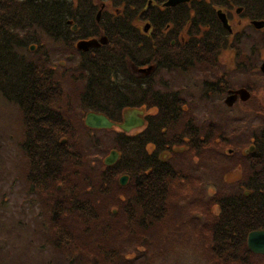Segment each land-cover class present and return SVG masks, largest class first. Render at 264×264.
Masks as SVG:
<instances>
[{
	"label": "trees",
	"instance_id": "16d2710c",
	"mask_svg": "<svg viewBox=\"0 0 264 264\" xmlns=\"http://www.w3.org/2000/svg\"><path fill=\"white\" fill-rule=\"evenodd\" d=\"M87 1L0 0V92L19 109L23 182L39 200L53 246L59 252L75 254L81 264H111L125 258L121 240L141 243L153 231L164 237L175 218L185 222L183 206L190 207L188 198L192 194L189 191L188 195L185 184L193 186L194 181L191 177L184 180L187 170L181 162L191 159L192 154L189 145L183 149L181 138L185 123L194 120L185 117L189 107L184 105L180 87H174L176 80L165 79L159 71L171 70L173 65L177 71L187 72L190 64L202 61L199 53L203 51H207L203 63L210 64L211 52L227 46L226 30L217 35L212 46L210 31L203 29L205 22L218 21L211 14L210 4L220 6L231 1L243 5L242 15L264 20V0H190L189 15L186 4L160 8L151 0H98L114 5L113 12L101 11L98 20L97 0L96 4ZM147 17L152 19L154 29L166 28L173 36L183 25L191 40L184 58L172 50L168 55L166 48L157 46L160 64L146 73L138 71L141 64H126L122 50L129 47L124 59L135 61L133 49L140 41L134 40L128 30L135 29L136 19ZM86 20L90 28L85 26ZM74 24L76 32L72 31ZM90 29L106 32L111 47L77 51L74 40L83 38L84 30ZM43 34L51 42L60 41L64 48L75 50L80 59L87 57L79 63L77 73H71V80L66 78L72 90L70 87L65 94L61 82L50 75L55 68L37 67L40 62L36 58L25 60L19 54L21 48L41 47ZM197 44L206 47L197 52ZM80 83L81 88H77ZM142 104L157 110L148 117L143 132L96 129L84 123L89 111L118 122L123 109ZM207 121V126H214ZM97 130L116 134L114 146L102 148L106 155L112 149L118 152L111 165L104 164L106 155L100 161L88 160L97 148L94 141L89 144ZM219 134L222 138L224 131ZM207 136L210 142L203 153L196 152L199 158H208L218 131L212 130ZM225 145L222 138L221 148ZM163 153L168 156L163 157ZM258 167L262 166L243 168L242 183L251 190L249 194H214L212 202L218 205V211L210 215L205 229L211 249L208 259L213 264H261L255 259L264 258L246 244L250 231L264 229V174ZM121 175L127 176L125 184L118 181ZM248 178L253 179L247 182Z\"/></svg>",
	"mask_w": 264,
	"mask_h": 264
},
{
	"label": "rangeland",
	"instance_id": "374dc122",
	"mask_svg": "<svg viewBox=\"0 0 264 264\" xmlns=\"http://www.w3.org/2000/svg\"><path fill=\"white\" fill-rule=\"evenodd\" d=\"M151 1L155 3L154 0ZM91 2L96 4V0ZM107 4L110 6L104 5L102 11L113 12L114 5L108 2ZM225 10L234 31L236 28L243 27L236 50L229 47L222 48L218 54V61L227 70V76L232 78L228 84L235 87L253 84L264 88V76L258 70L261 59L264 57V32L252 30L253 27L249 25L247 18H242L235 13L234 7L227 6ZM136 22L142 27L146 21L136 20ZM85 26L90 28L87 20ZM220 32L222 30L215 29L209 34L211 37H217ZM42 39L41 47L33 51L28 50L27 47L21 48L19 54L25 60L36 58L35 60L40 62L36 64L37 67L55 68V73L50 75L54 76V80L61 82L65 94L71 87V73H77L79 63L87 57L80 59V54L75 50L64 48L60 41L51 42L52 39L45 34L42 35ZM254 40L261 41L259 52H257L259 45L255 48ZM251 51L254 52L251 53ZM62 63L66 64L64 68L60 67ZM235 63L246 64V69L238 70ZM168 72L169 70H160L159 75L175 79V88L185 85L188 81H191L193 87L197 77L195 72L190 74L179 71L173 74ZM200 77L199 80L203 79L204 75ZM79 87L81 88V83L77 88ZM183 90L182 98L186 101V95L190 94V90L189 87ZM219 97L221 96L217 95V101L224 109ZM13 104L0 92V264H81L77 261L78 257L75 254L59 252L53 246L50 226L41 210L39 200L29 192L23 182L25 160L19 145L22 138V121L18 107ZM248 106L262 109V113L259 116L246 113L242 125L249 126L250 129L244 132L239 129L238 132L241 134L260 132L264 128V92L252 91ZM236 117L239 118L238 113L228 110L222 122L224 125L234 124ZM228 132L227 135L231 140L234 136L232 129ZM115 135L114 131L97 130L89 139V144L94 141L97 148L88 160L100 161L106 155L102 148L113 147ZM181 163L189 167L191 174L197 178L193 186H190L188 182L185 184L188 195L189 191L192 194L188 198L190 207L183 206V209L186 208L185 222L183 223L181 218H175L171 230L164 237L153 231L149 235L146 234V240L141 243L121 240V249L125 253V258H118L111 264H213L208 259V252L211 249L208 246L209 238L205 229L210 215L218 211V205L212 202L216 198L214 194L241 192L249 188L244 186L241 190L237 189V179L241 176V170L235 162V154L226 153V149L225 155H221L218 164H201L190 160H183ZM245 166H239L242 173ZM212 195L213 198L210 199ZM255 261L264 264L262 257L259 259L257 256Z\"/></svg>",
	"mask_w": 264,
	"mask_h": 264
},
{
	"label": "flooded vegetation",
	"instance_id": "af4514ba",
	"mask_svg": "<svg viewBox=\"0 0 264 264\" xmlns=\"http://www.w3.org/2000/svg\"><path fill=\"white\" fill-rule=\"evenodd\" d=\"M154 1H155L154 4H156L160 8L168 7L164 5L165 0H154ZM189 1L190 0H186L179 3V4H186L188 15L191 9L190 3H188ZM206 1L209 2L210 0H206ZM227 6L234 7L235 13H237L242 18H247V22L249 23V25L253 27L252 30H260V31L263 30L264 32V26L257 28L252 23L253 19L255 18H250L249 16L242 15L243 5H239L231 1L228 2L225 1L224 4L220 6L215 4H210L211 14H215V19L220 21V23L218 21L205 22L203 29L207 32L213 31L215 29L222 30L223 32H225L226 30L228 44L226 47L218 46L217 51L213 50L214 53L211 52L210 58H212V61L210 60V64L203 63V60L207 59V51H203L202 53L200 52L199 55L202 56V61L198 64H190L192 65V68L190 70H187V72L186 71L183 72L184 74H188V73L190 74V72H195L197 77L195 78L193 87L191 86V81L186 82L185 85H182V87H180L181 92L183 89H185V87H189L190 94L186 95V101L184 104L189 108L185 109L187 111L185 117L194 120V122L189 121L185 123L184 134L182 135L181 139L183 140L184 143V145L182 146L183 149L186 148V145H189L191 150L189 152H191L192 158L188 160L194 163L197 162L201 164H206V163L218 164L221 159V155H225V149H226V153L230 152V154H235V162L238 165V169L240 168L241 170V176L237 179V189L241 190V188L247 186L242 183L244 177H243L242 169L239 166H244V165L253 166V167L262 166V167H258V169L262 174H264V128L261 129L260 132L253 131L250 134H241L238 132L239 129H241L242 132L250 129L249 126L242 125V123L244 122L243 117L246 116L245 115L246 113H251V115H256V116L261 115L262 109L251 108L248 106V102L250 101V96L252 91L264 92V88L262 86H257L253 84L251 85L242 84L240 87H235L233 85L228 84V82L232 78H229V75L227 76V70H225V68H223L221 65L222 63L218 61L219 60L218 54L222 48L229 47L232 48L233 50H236L235 47L238 46V42L240 41V37L239 39H237V34L239 33L240 35L242 33L243 27L236 28L235 31L233 30V27L229 22L230 19L225 10ZM220 14L221 15L223 14L224 17L223 15L220 16ZM96 19L98 20L99 17ZM222 19H225L226 23L223 24ZM136 20H135V29L128 30V33L131 32L130 36H133L134 40L140 41L138 48L133 49L136 50V52H133V55L135 56H132L135 61L130 62L124 59V54L126 50L130 49L129 47L125 46L124 50H122V58L126 64H131L130 67L134 66V64H141L138 67V71H143L147 73V71H149L151 66L153 67L154 65L156 67V64H160V61L157 60L158 57L157 46H162L166 48L168 50V55L169 52L172 50L176 52L175 54H177L178 57H182V58L185 57L184 52L186 51L187 53L189 52L188 43L191 40V35L188 34L186 27L183 28V25L178 29L177 33L174 34L175 36H173V34L170 33V31H168L166 28L154 29L152 19H150L149 17H147V19H142L146 21L142 27L136 22ZM84 33L85 35L83 36V38H88V37L96 38V45L92 46L94 47L93 49L99 47L101 49H103V47H108V46L111 47L108 42L110 38H108L106 32L100 31L96 33L94 31H91L90 29L88 31H85ZM80 38L79 37L76 38L73 43L79 41ZM215 38L217 39L216 36L211 38L212 46L216 45L214 43L216 41ZM254 42L256 43L255 48L256 46L259 45L257 49V52H259L261 41L258 42L254 40ZM98 43L100 45H98ZM205 47L206 46L202 44L194 45V48L197 52L204 50ZM251 48H253V46ZM93 52L94 51H92V54H94ZM253 52L254 51H251V53ZM137 58L138 61H136ZM170 59L172 60V58ZM213 60H215V63L213 62ZM263 61H264V57L261 59V63L258 66V70L262 74V76H264V71L261 69V65ZM166 64L169 63L166 62ZM172 66L173 65H171V70H169L168 73L171 74L177 73L176 67H172ZM180 66L183 67V64H180ZM235 67L238 70H244L246 69V64L235 63ZM203 75L204 78L199 80V78H201L200 76ZM168 79L174 82V79L172 77L171 78L169 77ZM174 87L173 89H175ZM217 95L221 96L219 97L220 98L219 100H222L224 109H222L221 103L217 101L218 100ZM213 96H215V98ZM155 108L156 107H154L153 105L148 106L142 104L139 106H133L131 108L123 109L120 113V116L118 117L119 118L118 122L123 120L125 111L132 109L134 112V117H136L138 121H141V123L139 125L132 127L129 131H122V132L131 133V134L143 132L147 127L148 117L156 114L157 110H155ZM228 110L231 112L238 113L239 118L241 119L236 117L234 119V124L231 123V125H224V123L222 122V118L225 114H227ZM191 114L194 115V118H192L193 116ZM204 121L207 122L210 121L209 123L214 124V126L212 125L207 126L208 123L205 124ZM221 129L224 131V135H222V138L226 143L224 149L221 148L222 138L221 135L219 134ZM229 129H232V134H234L231 140H229V136L227 135L229 134L228 132ZM212 130L218 131L217 143L215 147L210 150L207 159L199 158L196 155V152L203 153L206 150L207 148L206 144H209L210 142L207 134ZM249 137L251 138L250 140ZM149 147H151V145H149ZM184 152H187V150ZM167 156H168L167 153H163V157H167ZM183 167L185 168V170H187V173L184 174L187 177V179L184 180H188L191 177L192 180L194 181L193 182L194 184L195 181H197V178L191 174V169L189 167H186L184 163H183ZM250 179L253 178L246 179L247 182H250ZM225 182L228 183V181ZM241 192H244L245 194H249L251 190L244 189Z\"/></svg>",
	"mask_w": 264,
	"mask_h": 264
},
{
	"label": "water",
	"instance_id": "95a60500",
	"mask_svg": "<svg viewBox=\"0 0 264 264\" xmlns=\"http://www.w3.org/2000/svg\"><path fill=\"white\" fill-rule=\"evenodd\" d=\"M186 0H166L165 6H175L178 3H181ZM219 14V13H218ZM223 15V14H222ZM220 14V16H222ZM224 17V15H223ZM223 24L226 23L225 19H222ZM252 23L255 27L260 28L264 26L263 20H253ZM76 25L72 26V30L76 31ZM96 45L95 38L80 39L76 42L75 47L80 50H87L89 47ZM34 46L32 45L30 49L32 50ZM261 69L264 71V61L262 62ZM84 123L90 128H111L116 126L123 131H129L132 127L139 125L141 121H138L134 117L133 110H127L124 113V118L120 123H115L109 120L104 114L97 112H88L85 115ZM118 157V152L111 150L109 154L104 158L105 165H111L116 161ZM126 175L119 177V182L124 184L126 182ZM246 244L250 251L257 254H264V229L252 230L247 234Z\"/></svg>",
	"mask_w": 264,
	"mask_h": 264
}]
</instances>
